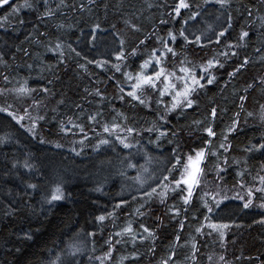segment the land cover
<instances>
[{
	"label": "trees",
	"instance_id": "16d2710c",
	"mask_svg": "<svg viewBox=\"0 0 264 264\" xmlns=\"http://www.w3.org/2000/svg\"><path fill=\"white\" fill-rule=\"evenodd\" d=\"M17 2L0 5V107L17 117L28 109V117L44 119L30 132L28 117L21 127L7 112H0V139L6 138L0 143V264H49L57 254L63 264H99L95 257L107 251L110 235L113 255L105 264H121L122 257V264H160L168 256L173 264H264V223L259 222L264 193L256 190L264 187L258 179L264 175V150L253 147L264 143V28L259 21L264 0H227L223 7L216 0H185L190 7L179 15L172 11L178 0H47V5L30 0L32 8L13 14L11 5ZM45 8L53 15L37 19ZM225 29L217 43L216 34ZM182 30L189 42L179 35ZM241 31L249 33L243 40ZM196 36H202L198 43ZM158 38L168 41L176 53L162 57V66L177 75H182L181 61L192 67L215 56L224 65L211 69L215 81H202L204 87L193 93L196 103L191 108L169 112L164 121L157 113H164L174 93H165L158 104L159 93L145 86L138 93L142 105L127 96L135 81L124 75L135 76L153 48L164 50ZM121 40L124 59L117 58ZM133 48L135 56L129 55ZM245 57L248 63L229 77ZM145 73L151 75V65ZM21 84L33 91L26 96L12 91ZM121 95L123 100L118 99ZM240 96L246 99L242 102ZM93 115L95 120H89ZM233 120L237 126L229 132ZM113 121L139 130V135L116 133L134 147L126 149L116 135L101 133V125ZM61 125L69 131H62ZM153 126L165 135L157 139V132L147 131ZM209 126L213 137L204 132ZM101 139L110 143L97 147ZM205 140L210 141L207 147ZM174 148L185 159L205 148L201 182L188 204L182 199L187 186L173 183L181 178L183 164L168 172L175 161ZM128 159L135 167H127ZM138 172L144 184L133 179ZM165 175L168 187L157 189L166 193L163 199L156 194L145 197L143 193L156 188ZM57 182L66 198L49 205L45 193ZM29 184L37 187L28 188ZM249 188L253 202L246 209ZM121 199L126 203L115 207ZM99 215L107 218L96 221ZM209 224L229 225L223 242ZM126 226L132 234L115 235ZM26 233L32 238L25 239ZM69 243L79 251H69Z\"/></svg>",
	"mask_w": 264,
	"mask_h": 264
},
{
	"label": "snow or ice",
	"instance_id": "6c2138e0",
	"mask_svg": "<svg viewBox=\"0 0 264 264\" xmlns=\"http://www.w3.org/2000/svg\"><path fill=\"white\" fill-rule=\"evenodd\" d=\"M217 3H219L222 7L227 3V0H216ZM9 3V0H0V5H7ZM45 5H47V0H44ZM33 7V3L30 2V0H19V2L14 3L11 5V12L13 14L17 13L20 11V9L22 8H32ZM83 7V6H82ZM190 6L188 3L185 2V0H178V2L175 5V8L172 9V11H174L177 15L180 14L181 9H188ZM53 13L50 9L45 8V11L43 13L40 14V16L37 17V19H40V17L42 16H52ZM197 13L193 12L192 13V17H196ZM249 19L252 18V13L251 11H249L248 13ZM175 18V17H173ZM231 16L228 17L227 23L229 25V27L231 26ZM259 21H260V25L262 28H264V16H260L259 17ZM21 23H23V21H21ZM162 23H166L164 21H162ZM99 25L94 26V30L95 28H98ZM132 28H136L135 25H131ZM227 29L219 32L216 34V39H217V43H219L220 38L224 36V32ZM179 35L181 37L184 38V40L186 42L188 41V37L185 35V31L182 30L180 31ZM249 35V33L247 31H241L240 32V40H243L245 37H247ZM168 36L171 38L172 41L176 40V36L173 35V33L171 31H169ZM202 39V36H196L195 40L196 42H200ZM158 40H161V43L163 44V51H159L155 48H153L151 50V52L148 54V57L140 64L139 66V71L135 73V76H133L131 73L129 72H125L124 75L127 77L128 81H135L133 83L130 84V91L127 92V96L131 97L132 100L135 101H139L140 104H144V100L141 99V96L138 95V93H142L145 86L150 87L151 89L155 90L156 92L159 93V98L157 99V103H163V100L160 98L165 97V93H168L169 95H172L174 93V95H172V102L170 103V105H165V110L164 113H157V116L159 117L160 120L164 121L166 120V117L168 115L169 112H173L174 110H182L184 108H191L195 103V99L193 97V93H195L197 91L198 88L202 89L204 87V83H202V81H205L207 84L211 85L216 77L213 76L211 74V69H213L216 66H219L221 68L224 67L223 64L220 63L219 59L216 58L215 56L212 58L207 59L203 64L200 65H193L192 67H185V61H181L180 64L181 66L179 67V72L182 75H177L175 71L173 70H168L165 67H163V63L164 61H162V57H166V54H171L173 57L176 55L175 51L173 48L169 47L168 41L166 40H162L161 38H158ZM140 44H143V41L139 42ZM209 43H211V41H209ZM123 40H121V50L119 53H117V58L118 59H124V49H123ZM57 48L60 47V44L56 45ZM226 47L231 48L232 45L228 44L226 45ZM69 48H71V46H69ZM72 51H75V49H72ZM137 54V50L136 48L132 49V52L129 53V55H133L135 56ZM25 55H27V52L25 51ZM76 55H79V53H76ZM220 55H225V53H220ZM233 55H236V53H233ZM0 62H3L2 60H0ZM248 63V59L247 57L244 58V63L240 64L237 66V69H234L232 72H229L228 75L229 77L233 76L240 68H242L244 66V64ZM151 65V75H148L145 73L146 69H149V66ZM80 67H83V65H80ZM113 67L116 68V71H121V68L117 65H113ZM199 68V72L196 71V69ZM4 80H8L7 76H4ZM261 83L264 84V78H261ZM160 85H163V87H161ZM252 84H249L248 87H252ZM179 89V90H177ZM12 91H15L17 94L19 95H28L30 94L33 90L27 88L24 84H21V86L19 88L13 89ZM121 92H123V89H120ZM44 92H48V89H44ZM118 99L123 100L124 96H119ZM245 96H240V100L243 102L245 100ZM40 101H33V104L35 105H39ZM241 107H243V104H241ZM0 112H7L8 115L16 121L17 124H20L21 127H23V124L21 123V121L23 119H25L26 117H28V109H24L25 112V116H21V117H17L13 112H9L8 111V107H0ZM216 113V109L213 108L211 114L213 116H215ZM96 115H100L99 113H97ZM238 115V114H237ZM249 116L252 115V113L248 114ZM31 120V126L28 129V131L30 132H35V128H36V122L37 120H42L44 119V117H36V118H31L28 117ZM95 115L93 116H89L88 119L89 120H95ZM126 119V118H125ZM261 119L264 120V105H261ZM195 123H199L198 121ZM237 126V122L236 120H233L232 122V126L230 128H228V131L231 132L233 131ZM77 127H80L81 132H83V127L77 125ZM61 130L62 131H69V129H66L63 127V125H61ZM147 131L149 132H157V139H159L160 136L165 135V132L160 131L159 128L153 126L150 127L149 129H147ZM178 131H174L172 132V136L175 137L178 134ZM117 132H126V133H136V135H139V130H137L134 127H124L122 128L120 124L116 123V122H111V123H104L101 125V133H108L111 135H116ZM204 132L207 133L208 137H213L215 136V132L212 130L211 126L207 127L204 129ZM4 139L6 138H2L0 139V143H4ZM226 139V138H225ZM116 140L123 145L124 148H131L134 147V145H131L129 143L126 142V138L121 136V135H116ZM151 143H154V141H150ZM171 142V141H170ZM110 141L108 139H101L98 141L97 143V147L101 144H109ZM205 146H209L210 141L209 140H205L204 141ZM221 148H224V143L220 144ZM253 147L258 148V149H262L264 150V143H261L260 145H254ZM73 151H75V149H73ZM225 151H227V149H225ZM248 151H252V149H248ZM212 155H216L215 152L212 153ZM173 156H175V161L173 163L172 168L168 169V172L171 173L174 169H178L180 167L181 164H183V168L181 169V178L177 179L175 181H173V183L175 184V186L178 188L180 187L182 184L186 185V191H187V196H183L182 199L184 200L185 204L189 203V199L192 196V193L194 191V188L196 185L200 184L201 182V173H202V169L200 167L201 162L205 159L206 156V152H205V148H201L198 151H195V154H188L186 156V159L184 157H182L181 155L178 154V148H174L173 149ZM145 159L148 160L150 159L147 154H145ZM127 163V167L132 168L135 167V165H133L131 163V160L128 159L126 161ZM25 167H31L30 164L25 163ZM142 167V166H141ZM262 170H264V164L261 165ZM143 171H147V169L142 168ZM217 171L219 173V165H217ZM237 177H242V173L241 172H237ZM222 178V177H221ZM133 179L137 180L140 184H144L145 181L143 179V177L141 176L140 172L137 173V176L134 177ZM253 179L255 180L256 177H253ZM258 179L260 180L261 185H264V175H260L258 177ZM168 180V176L165 175L163 177V179L161 180L160 184L157 185L156 188H150V190L147 193H143V195L147 198H151L154 194L159 195L161 197V199H163V197L166 195L165 192L161 191L159 193H157V189L158 188H167L168 185L165 183V181ZM28 188H36L37 185L34 184H29L27 185ZM257 191L264 193V187H259L256 189ZM50 193V194H49ZM205 196L208 195V193L204 194ZM252 197H253V191L251 188L248 189V195L247 198L244 200V204L243 207L244 208H249L250 205L252 204ZM65 193L64 190L62 188L61 183L57 182L54 184V186H52L50 189H48V191H46L45 196H44V200L46 203H48L49 205H51L53 202L55 201H60L65 199ZM224 199H227V197H223ZM239 198V197H238ZM133 199H135V197H133ZM203 199V197H202ZM126 201H124L123 199L120 200V202L115 206V207H120L121 205L125 204ZM216 203H219V201L217 200ZM205 207L207 208L208 212H212L213 209L211 207H208L207 203H205ZM259 207L264 208V198H262L261 203L259 204ZM143 214V213H141ZM112 213H108L107 216H111ZM106 215H99L97 216L95 219L96 221H104L106 219ZM205 219H208L207 215L205 216ZM260 223H264V216L261 217V220L259 221ZM255 223V221H254ZM181 226H183V224H181ZM211 229H213L214 231L219 233L220 236V240L223 242L224 239V230L227 229L229 227V225L227 224H209L208 225ZM141 228H143L144 232L148 233L149 236H153V233L149 231L148 228L144 227V225H141ZM201 229L200 228H196V232H200ZM123 233H129L132 234V229L130 226H126L125 228L122 229L121 232H117L115 235L116 236H120ZM89 236L93 235V233H88ZM25 239H31V235L26 233L25 234ZM140 239H144L143 236L140 237ZM177 239H179V237H177ZM112 236L110 235L108 237V240L105 241V243L108 245V249L107 251L103 254V256L101 257H95V259L97 261H99V264H105V261L113 255V247H112ZM116 243H120V241H116ZM67 248L69 249V251H79V248L75 247L74 244L69 243L67 244ZM193 249L195 250V245H193ZM149 251H152V249H149ZM133 256L137 255V253L133 252L132 253ZM175 255V252H173V256ZM193 259H195V257H192ZM124 258H121V264H122V260ZM211 259V257L209 258ZM221 261L224 260L223 257L220 258ZM63 264V261L60 260V255L57 254V258L56 260H52L49 262V264ZM160 264H173V259L172 256H168L165 259H163Z\"/></svg>",
	"mask_w": 264,
	"mask_h": 264
},
{
	"label": "rangeland",
	"instance_id": "374dc122",
	"mask_svg": "<svg viewBox=\"0 0 264 264\" xmlns=\"http://www.w3.org/2000/svg\"><path fill=\"white\" fill-rule=\"evenodd\" d=\"M143 177V176H142Z\"/></svg>",
	"mask_w": 264,
	"mask_h": 264
}]
</instances>
